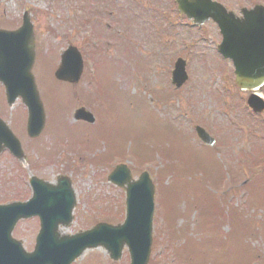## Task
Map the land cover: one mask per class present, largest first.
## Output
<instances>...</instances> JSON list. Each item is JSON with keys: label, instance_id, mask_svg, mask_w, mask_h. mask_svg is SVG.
I'll use <instances>...</instances> for the list:
<instances>
[{"label": "rangeland", "instance_id": "1", "mask_svg": "<svg viewBox=\"0 0 264 264\" xmlns=\"http://www.w3.org/2000/svg\"><path fill=\"white\" fill-rule=\"evenodd\" d=\"M172 8L170 0H0V28H18L24 12L34 24L33 73L48 117L43 135L31 141L23 132L21 100L9 108L0 86V114L30 160L28 171L8 153L0 156V184L10 180L0 203L28 199L31 175L48 181L66 175L78 197L66 233L88 229L106 214L118 224L125 192L107 176L126 163L135 177L146 170L157 185L148 264H264V168L250 161L256 148L264 151V140L254 138L262 136L258 121L264 116L247 118L232 95L234 78L214 52V32L208 39L185 28L165 32L159 13L150 14ZM179 19L172 14L168 22ZM69 45L85 60L73 86L53 73ZM177 57L187 60L189 73L180 94L168 79ZM78 107L92 112L96 123H76ZM196 125L217 139L214 149L198 140ZM38 230L35 218L19 223L14 236L32 250ZM73 264H130V258L125 249L114 262L95 249Z\"/></svg>", "mask_w": 264, "mask_h": 264}, {"label": "water", "instance_id": "2", "mask_svg": "<svg viewBox=\"0 0 264 264\" xmlns=\"http://www.w3.org/2000/svg\"><path fill=\"white\" fill-rule=\"evenodd\" d=\"M185 1L179 0L180 10L186 12L189 17L196 16L198 19L202 16L204 19L216 16L214 6L221 7L211 0H199L200 2L187 10ZM219 24L224 35L219 47L221 53L234 60L241 58L250 61L254 68L252 72L264 76V66L262 71L258 70V65L264 63V42L262 49L257 48L251 41L247 46L243 40H236L232 24L225 21ZM77 55L74 48L64 53L61 65L55 72L57 80L70 83L79 81L83 65ZM34 61L35 36L29 17H25L18 31L0 30V82L5 85L7 102L12 107L15 100L19 96L22 97L29 109L28 134L38 137L45 126V113L31 71ZM175 72L177 84L180 86L187 79L184 62L177 63ZM237 81L246 89V83H249L250 79L239 77ZM75 118L94 122L93 115L83 108L76 112ZM199 135L206 143L213 145L214 140L201 129ZM5 148H9L20 160L25 159L19 140L12 134L9 126L0 120V153ZM109 180L120 186L128 184V215L125 224H100L92 230L68 236L62 235L59 227H68L73 220L72 211L76 197L71 181L66 177H58L57 185H53L32 178L33 198L29 202L0 206V264H71L86 249L98 246L105 247L112 258L118 260L124 245L129 246L131 264H147L152 242L154 209L153 186L149 176L144 173L139 180L133 181L128 169L120 166L110 175ZM123 181L125 182L122 183ZM33 214L41 217V230L35 252L27 254L21 248V243L11 239V231L20 218Z\"/></svg>", "mask_w": 264, "mask_h": 264}, {"label": "flooded vegetation", "instance_id": "3", "mask_svg": "<svg viewBox=\"0 0 264 264\" xmlns=\"http://www.w3.org/2000/svg\"><path fill=\"white\" fill-rule=\"evenodd\" d=\"M217 1L223 4L229 12H233L234 16L232 17V20H233L234 27L237 29V30L235 29V37L237 38V40L239 39L241 35L240 26L247 28L249 25L248 23L249 20L253 21L252 24L255 25L257 21L264 18V12H262L263 10L256 8L257 5L264 6V2L262 1L247 0L246 4H244L241 0H217ZM248 11H252L251 12L252 14L248 16L249 18L245 16L246 14L249 13ZM253 11H256V12L261 11V12L254 13ZM188 24L192 25L191 22H188ZM209 24L212 25L214 29H217L218 36L220 37L218 26L213 22V20L207 21L204 24V26L201 28H204L206 25H209ZM236 89L238 88L236 87ZM261 91H262V95L264 96V86L262 87ZM243 94L245 95L244 99H246L249 96V94H246V93H243Z\"/></svg>", "mask_w": 264, "mask_h": 264}, {"label": "trees", "instance_id": "4", "mask_svg": "<svg viewBox=\"0 0 264 264\" xmlns=\"http://www.w3.org/2000/svg\"><path fill=\"white\" fill-rule=\"evenodd\" d=\"M10 181V180H9ZM9 181H4V183H5V185L8 187V184H10V182Z\"/></svg>", "mask_w": 264, "mask_h": 264}]
</instances>
